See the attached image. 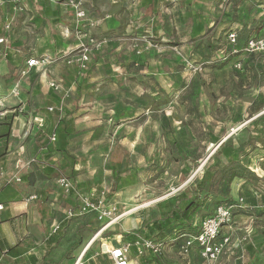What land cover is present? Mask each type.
Instances as JSON below:
<instances>
[{"label":"rangeland","instance_id":"obj_1","mask_svg":"<svg viewBox=\"0 0 264 264\" xmlns=\"http://www.w3.org/2000/svg\"><path fill=\"white\" fill-rule=\"evenodd\" d=\"M75 1L86 10L87 20L81 21L83 24L77 22L75 9L67 0H47L49 6L61 4L66 8L69 17H65L64 23L67 25L62 24L60 29L55 25L58 31L34 35L26 47L27 50L41 47L46 37L52 41L59 36L72 40L76 47L69 54L70 58L63 52L56 57V61L62 58L64 75L72 65L68 60L82 53L81 44L86 46L90 50L88 68L79 70L77 75L79 80L88 73L93 76L82 92L86 100L83 96L71 95L75 93V83L71 87L66 80L57 82V89L43 88L40 78L33 76L25 86L28 90L20 89L24 80L20 77L23 66L14 70L11 80L19 83L16 94L20 89V94L29 97L35 109L20 110L24 104L14 100L17 95L11 93L8 79L0 91L3 105L0 113H5L0 114V148H5L6 155L16 156L22 152V144L11 141L28 131L26 127L22 134L17 117L42 114L46 106L51 105V114H55L57 109L61 112L63 104H68L70 110L80 104V109L93 111L86 114L93 119H80L86 123H78L83 132L81 136L85 138L76 139L74 134L70 137L75 147L85 140L95 146L92 154L78 159L87 164L77 171L81 182L74 179L75 176L70 179L74 193L85 194L96 203L102 201L97 212H84V222L106 229L88 249L97 234L85 231L84 243L70 258V263L91 264L94 260L104 264L107 260L103 246L111 249L114 245H125L118 233H130L146 221L160 218L167 208L166 203L173 202L182 192H192L206 171L227 165L228 153L234 150L233 155L239 157L241 164L257 179L241 182L243 193L235 200L238 202L232 224L222 232L232 233L233 242L217 264H264V122L261 121L262 131L255 135L252 143L248 142L249 129L264 117V54H248L245 46L241 50L246 37L261 30L264 1ZM25 3L30 6L27 0ZM3 5L4 1H0V8ZM37 8H40L39 3ZM231 30L238 32L236 45L228 40ZM122 63L135 66L124 70ZM93 98L100 103L96 108L95 104L82 107ZM8 100L14 101L9 103ZM80 109L78 114L87 112ZM125 110L129 111L130 119L127 116L121 119ZM36 129L33 142L26 144V152L45 146L44 139L55 142L51 134L54 129L46 130V134L38 126ZM88 131L94 132L90 139H87ZM48 134L51 135L46 137ZM185 157L194 162L190 165ZM67 173L55 176L54 189H48L49 200L54 196L60 200L67 198L58 183L59 179L68 177ZM115 181L118 190L111 195ZM215 183L206 186L211 193V204L223 200L222 189ZM240 199L244 200L243 208L238 207ZM109 208L113 211L111 216L106 214ZM210 209L196 214L193 223L198 225L201 215ZM109 234L113 235L108 237ZM186 236L175 235L160 244L158 257L164 264H205L197 249L184 253ZM129 258L130 264H141L142 257L135 255L132 247Z\"/></svg>","mask_w":264,"mask_h":264},{"label":"crops","instance_id":"obj_2","mask_svg":"<svg viewBox=\"0 0 264 264\" xmlns=\"http://www.w3.org/2000/svg\"><path fill=\"white\" fill-rule=\"evenodd\" d=\"M0 1H4V5L0 8V14L2 15L0 21V38L4 37L7 40L6 43L0 44V91L3 89L2 85L5 83V80H11L12 73L16 68L21 66L25 68L27 66V60L32 57L38 59L45 58L53 64L46 67V71H41L40 67L32 68L30 75L27 76V78H24L25 81L23 80L21 82L20 89L26 88L28 90V87L25 86H27V81L33 76L40 78V84L43 88H48L50 81L60 83V81L66 80V83L70 82L69 84H72L71 87H73L75 83V93L72 92L71 95H78V98L83 96V100H86V96L83 95L82 92H84L89 85L87 83L88 79H93V76L88 73L89 77L79 80L77 77L80 70L78 64L71 65L66 74L63 75V67L61 65L62 58H60V60L58 59L59 61H56L59 52H63L65 57H68V59L70 58L69 54L71 51L73 52L76 47L72 40L65 39L64 37L61 39L59 36L52 41V39L46 37V43H44L43 46L38 48L31 47L29 50H27L26 47L28 46L29 41L35 37L34 35L37 36L38 33H43V31L47 32L48 30L58 31L53 26L59 25L58 29H60L62 24H66L64 23V19L66 16L69 17L65 13L67 12L65 11L66 8L61 4H58L57 6H49L47 0H27L30 4V6H28L26 3L24 4L25 0H22L23 6L26 7L21 13L16 12L12 8L9 0ZM38 3L41 9L37 8ZM74 17L76 18V14ZM46 23H48L47 27ZM9 25L11 26L12 32L8 33L6 27ZM67 29L69 30L68 27L66 30ZM21 33L23 34L24 39L20 38L23 37L20 36ZM61 34L64 36V32ZM16 36H18V38H16ZM245 42L246 41L241 44V50H243L242 48H244ZM121 51H123V49ZM126 52L127 51H125L124 54ZM26 54H28V56L27 58H24ZM121 66L124 70H131L135 65L122 63ZM8 81L7 84L10 85L11 90L15 83H13L14 81L12 80L9 81V83ZM76 81H79L82 84L79 86ZM20 89L18 91L19 94L17 93V96H14L16 97V99H14L16 102L18 101L19 103L24 104L20 110L27 111L29 109H35L34 103L28 101L29 97H23L20 94ZM28 93L30 94V92ZM9 95L11 96L12 94H8V96ZM5 100L7 101V99ZM14 100H8V102L10 103ZM24 100L27 103H25ZM99 104L100 103L93 98L91 101L83 103L82 107H90V105H94L96 108ZM13 105H15V103ZM61 105L62 104H60V106ZM77 105L78 106H76L74 110H70L68 104H63L60 108L61 112H58L57 109L55 110V114H51V111L48 110V108H53L51 105L46 106L42 114L36 115L31 113L26 117H17V126L22 129V134L26 127L28 131L23 134V137L18 136L15 137L16 139H11V141H16L22 144L20 145L22 146V152L16 156L14 154L13 156L6 155L5 148H0V168H3L6 171L5 177L0 176V204L3 205V209L0 210V257L3 264H34V259L39 263L45 260L57 264L60 262H62L61 264H71L70 262L72 259L70 258L73 257L77 250L75 247L79 238L82 237L84 241V232L88 231L85 226L88 227V225L84 222V212H81L78 208L80 207L78 193L72 192L71 196H67V198H64L63 200L57 199L55 196L49 200L48 189H54V186L52 187V185H54V180H56L57 177L56 175L60 174V170L57 169L51 176H48L47 179L41 178L46 166L49 165L48 161H45L44 156H46L48 152L59 154L62 151H67L72 157L77 159V162L73 166L70 163L67 164V170H69L70 173H73V177L75 176L74 179H80L79 182H81V178L78 177L79 173H77V171L82 165L87 167V164L81 163V159H78L80 156L92 154V149H94L93 147L95 146L89 144L87 140L78 142L76 147L70 142V137L73 138V134L76 135V139L81 140L85 138L81 136V133L83 132H80L81 128H79L78 123H86V119H93L90 117L91 115H86L88 113L93 114V111H90L89 108L80 109V104ZM78 109L87 112H81L78 114ZM66 112H70L71 114L68 115L67 120H64L63 117L66 115ZM127 112L129 111L125 110L121 113V119L129 114H127ZM1 114L5 113L2 112ZM31 115H33V117L30 119ZM39 115L44 119V134H46V130L49 131L50 129H54L51 134H54L56 137L55 142L51 143L50 140L44 139L45 146L38 148V150H32L30 148L29 152H26L27 142H33L32 138L35 137V132L37 131L36 127L38 124H36L33 119ZM127 117L128 119L131 118L130 116ZM80 119L85 120L82 121ZM93 133V131H88L86 133V135H89L87 139H90L93 136ZM51 134H48V136L46 135V137H49ZM53 153L50 154L53 155ZM19 165L21 166L18 171L17 167ZM17 174L20 177L29 176V182L33 180L34 182L30 185L24 182H17L13 179L14 175ZM243 181L244 180H236L231 187V197L234 200L239 198L243 193V189H241V182ZM31 194H36L40 198L38 200L29 201ZM70 213H72V216L77 219L73 220ZM81 227L85 228L79 233L78 230ZM103 230L97 233L96 236H99ZM122 232L128 233L124 231ZM51 235L54 236L58 242L56 241L57 244L54 245L56 247H54V249H52L46 256V241ZM96 239L97 237L91 241L92 243L88 245L87 249ZM91 264L97 263L92 260Z\"/></svg>","mask_w":264,"mask_h":264},{"label":"trees","instance_id":"obj_3","mask_svg":"<svg viewBox=\"0 0 264 264\" xmlns=\"http://www.w3.org/2000/svg\"><path fill=\"white\" fill-rule=\"evenodd\" d=\"M262 2L264 0H261ZM264 3V2H263ZM261 30L257 32L254 36H247V40L249 38L255 37L256 35H259L262 29L264 28V20L260 19V25ZM246 40L245 44L248 42ZM215 52V51H213ZM226 65V63L222 64ZM89 77V74L84 76ZM71 114L70 112H66V115L63 117L64 120H67L68 115ZM264 122V117L258 119L257 122H254V126L252 129H249V141L250 143L253 142L255 139V135H258L259 132L262 131L261 123ZM3 127V126H1ZM229 149V148H227ZM61 152V151H60ZM48 152L46 156H44L45 161H48V166H46L41 178H46L48 176H51L57 169L60 170V174H66L69 172L67 170V164L70 163L72 166L77 162L74 157H72L67 151H62L61 153H53ZM233 152L229 151L228 156L230 157L229 163L225 166H221L220 168H216L214 171H206V174L202 178L200 182H197L195 184V188L192 192H182L181 194H178L177 197H175V200L171 203H166L165 206L167 208H164L161 214V217L158 219H153L151 221H146L140 229H136L133 231H130V233H118L122 237V241L125 243V245H129L130 248L132 247V251L135 255L137 254V243H145L147 241H153L155 244L160 245L163 242H166L168 238H172L175 235H196L199 231V226L195 225L194 217L196 214L203 212L204 210H208L209 207H211L210 211L208 213L201 215V217L209 216L213 213L214 209L218 205H226V206H234L236 207V202L232 197V189L231 185L232 183L237 180H249V179H257L255 174L248 169L247 166L242 165L240 158L233 155ZM186 161L191 165L193 163V160H190L188 157H185ZM117 173V172H116ZM188 175V173H186ZM68 177H72L73 173H67ZM117 176V175H116ZM22 182L27 184H32L34 182H29V176H22L21 177ZM119 176H117V180H119ZM116 180V181H117ZM114 182L112 186V193H116V190H118V183ZM120 181V180H119ZM217 182V188L222 189L221 193L223 195L222 201L213 202L211 204L210 202V190L206 189V186L208 183L213 186ZM224 189V190H223ZM205 193V194H203ZM40 198V197H39ZM94 201V200H93ZM96 202V201H95ZM238 205V204H237ZM239 207V205H238ZM235 214V213H234ZM200 217V218H201ZM86 229H88L89 232L92 234H97L98 231L101 230V228L94 227V226H85ZM85 227H81L78 232L81 233V231L84 230ZM113 235V234H112ZM109 234L108 237L112 236ZM116 237H119L118 235ZM187 237V236H186ZM120 238V237H119ZM58 240L55 239L54 236H49L46 244H47V252L46 256L49 254V252L54 249V245L57 244ZM82 237L79 238L75 249H78L81 247V245L84 243L82 242ZM249 249H253L252 246H248ZM100 254V253H98ZM104 258L107 260L104 262V264H112V260L107 256L103 255ZM141 264H150L153 261H155L157 264H164L158 255L153 254L150 250H147L141 255ZM45 258V257H44ZM44 260V259H43ZM34 264H57L51 261H43L39 263L37 260L34 259ZM62 262L58 263L61 264Z\"/></svg>","mask_w":264,"mask_h":264},{"label":"built area","instance_id":"obj_4","mask_svg":"<svg viewBox=\"0 0 264 264\" xmlns=\"http://www.w3.org/2000/svg\"><path fill=\"white\" fill-rule=\"evenodd\" d=\"M12 3V7L16 12H23L25 7L23 6L22 0H9ZM71 8L74 10L77 16V22L82 23L87 20L86 10L81 7L75 0H67ZM84 20V21H83ZM82 21V22H81ZM83 24V23H82ZM6 31H11V26L6 27ZM228 40L232 45L237 44L238 40V32L232 31L228 35ZM5 38L0 39V44L6 43ZM248 42L245 45L244 50L246 53L251 55L256 54H264V28L260 32L259 35L255 37L249 38ZM82 53L76 58L72 60H68L69 64L73 65L77 62L81 71H85L88 68L89 61V52L90 50L81 44ZM235 53V52H234ZM61 57V55H60ZM53 63L45 58H30L27 60V66L21 70L20 77L27 78L30 75L32 68L42 67L43 70L46 71V67L52 65ZM50 88L57 89L58 84L56 81H51L49 83ZM19 88V83L15 84V86L11 89V93L16 95V91ZM0 106H3L0 103ZM49 111H53V108H48ZM1 114V113H0ZM2 115V114H1ZM35 123L38 124V128L44 130V119L35 117ZM52 141H55V136L52 138ZM19 165L17 170H20ZM0 176L5 177L6 171L3 168H0ZM17 182H22L21 177L17 174L13 177ZM58 183L62 189V191L68 196L72 195L73 192V181L68 177H63L58 180ZM39 196L36 194H31L29 197V201L38 200ZM78 199L80 201V210L81 212L86 211H95L100 210L102 201L98 200V203L93 202V200L85 195H78ZM244 200L240 199L239 207H244ZM234 206H226V205H218L213 213L209 216H204L199 219V231L196 235H189L185 239V243L183 244L184 253H188L192 249H197L199 251V256L204 261L205 264H217L223 254L229 250L230 245L233 242L232 233H222L225 228H228L232 224V219L234 217ZM3 209V205L0 204V210ZM109 213H106L108 216L113 214L112 209L109 208ZM72 216L73 214L70 213ZM129 245H114L111 249L107 246H103V254L107 255L113 262V264H130L129 258ZM147 250H150L153 254L158 255L161 251V246L155 244L153 241H147L143 244L137 243V254L138 256L143 255V253ZM0 264H3V261L0 257ZM81 264V263H80Z\"/></svg>","mask_w":264,"mask_h":264},{"label":"bare ground","instance_id":"obj_5","mask_svg":"<svg viewBox=\"0 0 264 264\" xmlns=\"http://www.w3.org/2000/svg\"><path fill=\"white\" fill-rule=\"evenodd\" d=\"M97 237V236H96Z\"/></svg>","mask_w":264,"mask_h":264}]
</instances>
